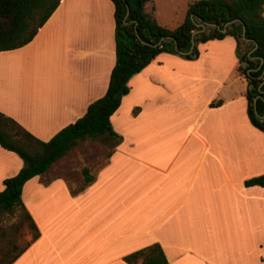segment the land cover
Instances as JSON below:
<instances>
[{"label":"crops","instance_id":"obj_1","mask_svg":"<svg viewBox=\"0 0 264 264\" xmlns=\"http://www.w3.org/2000/svg\"><path fill=\"white\" fill-rule=\"evenodd\" d=\"M114 31L111 0H61L30 42L0 51V111L51 138L105 93ZM197 50L161 52L129 79L110 117L121 140L90 182L72 190L60 158L24 183L39 235L11 264H129L153 243L169 264H264V185L245 184L264 174V132L234 38ZM22 165L0 146V190Z\"/></svg>","mask_w":264,"mask_h":264},{"label":"trees","instance_id":"obj_2","mask_svg":"<svg viewBox=\"0 0 264 264\" xmlns=\"http://www.w3.org/2000/svg\"><path fill=\"white\" fill-rule=\"evenodd\" d=\"M60 1L0 0V51L19 48L30 42ZM111 1L115 21V63L105 93L89 103L83 115L48 140H41L0 111V146L14 152L23 161L14 175L3 179L0 221L4 215L19 210L31 232L30 240L11 255L0 252V264H11L39 235L22 202L24 183L47 172L55 161L81 141L100 139L110 143L111 147L115 146L121 137L113 130L110 117L119 107L122 97L129 92V79L157 54L169 52L193 58L198 54V43L232 36L239 69L247 81V115L250 122L264 132V0H189L185 18L175 27L159 23L152 11L145 10L152 0ZM127 8L129 13L126 15ZM201 22L213 26L194 34V46L190 51L192 33L201 29ZM223 28H226L225 32ZM207 29L210 31L207 32ZM242 61H246L247 65L242 66ZM82 173L85 183L92 180L87 167L82 169ZM245 184L263 186L264 174L247 179ZM5 235L4 229L0 228V237ZM124 258L129 264H137L138 260L140 264H169L158 243Z\"/></svg>","mask_w":264,"mask_h":264},{"label":"rangeland","instance_id":"obj_3","mask_svg":"<svg viewBox=\"0 0 264 264\" xmlns=\"http://www.w3.org/2000/svg\"><path fill=\"white\" fill-rule=\"evenodd\" d=\"M188 2L189 0H153L154 9L151 11L161 24L175 27L185 18ZM112 148L114 147H110V143L100 139L81 141L54 165L56 172L61 177L69 178L71 189L77 191L85 183L82 169L88 167V174L91 175L95 169L106 165L105 160ZM21 215V211L17 210L14 214L1 218L0 228L6 234L5 237H0L1 253L11 255L31 238V232Z\"/></svg>","mask_w":264,"mask_h":264},{"label":"water","instance_id":"obj_4","mask_svg":"<svg viewBox=\"0 0 264 264\" xmlns=\"http://www.w3.org/2000/svg\"><path fill=\"white\" fill-rule=\"evenodd\" d=\"M128 13H129V8H127L126 15H127ZM229 23H231V21L228 22L227 24H229ZM227 24H226V25H227ZM199 25H200L201 29L196 30V31H194V32L192 33V42H191L190 51L193 49V46H194V39H193L194 34L197 33L198 31L205 30V29L207 28V26H210V27L213 26V25L206 24V23H204V22H201ZM209 31H210V29H207V32H209ZM222 31L225 32V31H226V28H223ZM244 31H245V26L243 25V36H244ZM256 46H257V44H256ZM194 56H195V55H194ZM261 61H262V60H261ZM241 65H242V66H245V65H247V62H246V61H242V62H241ZM250 88H252V85H250Z\"/></svg>","mask_w":264,"mask_h":264}]
</instances>
